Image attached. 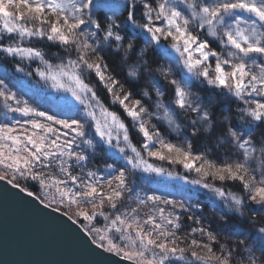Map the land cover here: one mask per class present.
I'll return each mask as SVG.
<instances>
[{"label": "snow or ice", "instance_id": "obj_1", "mask_svg": "<svg viewBox=\"0 0 264 264\" xmlns=\"http://www.w3.org/2000/svg\"><path fill=\"white\" fill-rule=\"evenodd\" d=\"M33 39L64 55L51 62ZM133 54L128 80L158 73L172 89L170 104L155 87L150 111L149 93L136 98L118 77L113 57ZM0 55L59 94L53 110H40L0 71V182L66 217L60 223L98 264L104 253L128 264H264V0H0ZM36 61L26 71L25 62ZM125 117L142 137L139 147ZM153 117L188 139H167ZM205 135L215 137L213 148L194 151L192 141ZM101 149L125 164H107L101 175L89 167ZM154 177L218 198L219 225L186 200L191 189L161 193L166 181ZM144 180L156 187L142 196L136 187ZM237 183L238 191L223 187Z\"/></svg>", "mask_w": 264, "mask_h": 264}, {"label": "trees", "instance_id": "obj_2", "mask_svg": "<svg viewBox=\"0 0 264 264\" xmlns=\"http://www.w3.org/2000/svg\"><path fill=\"white\" fill-rule=\"evenodd\" d=\"M31 46L41 48L45 52L46 58L49 59L53 63H58L59 62L58 57L64 55L63 51L60 48L51 46L50 42H46V41L42 42V41H37L33 39V41H31ZM139 47L143 48V44H140ZM145 58L150 59V60L155 58V53L151 50V48L147 50V56ZM113 60H115L118 65L117 67L118 77L122 79L123 81H125L127 86L131 87L136 98H141L143 96L144 91H147L149 93V96L143 97V100H144V103L149 107L150 111H156L154 109V101L156 100L155 87L161 88V90L164 92L163 100L165 104H170L172 100V89L167 84V82L162 77L159 76L158 73L155 75V78H154L155 81H158V84L154 83V79L152 78L151 75H146L144 73H141V76L138 82L133 83L130 80H128L127 78L128 67L129 65L137 61V55L133 54L127 61H120L119 55H115L113 57ZM16 62L18 61H16L13 58H9L5 60L3 56L0 55V71H6L8 73V77L10 80L9 87L13 91H16L18 96H20L22 99L28 100L30 104H32L35 107H38L40 110H53V105L55 104L54 102H51L48 99L41 97L39 94L31 90L28 86L22 84V82L19 80L21 75L14 68V64ZM159 63L160 65H164L165 61L163 59H160ZM152 67L156 68L157 65L153 64ZM176 70L177 69L174 67V71ZM6 82H9V81H6ZM91 82L96 85L99 93L101 94L105 102L108 103V97L106 93L104 92V90L97 83L96 77L94 75L91 77ZM113 110L120 111L118 106H113ZM3 111L4 109L2 107V103H0V120H2ZM121 115L123 116L122 112H121ZM125 119H126V122L129 124L130 135H131L132 141L137 146H140L142 143L141 135L135 129L132 128L131 121L127 120L126 117ZM152 123L156 124L157 127L163 133H165L166 138L171 140L172 142H183L184 140L188 139V137L184 136L182 132L181 133L171 132L169 134V129L165 121L157 120L155 117H153ZM192 143H193L194 151H203L205 147H208L211 149L213 148L215 144V137L207 136V135L201 136V137L194 139ZM215 151L217 155L224 154V149H215ZM157 162L161 166L171 169L173 172H179L181 175L183 173L185 174L184 169L179 165H169L167 162H161V161H157ZM107 164L117 165L118 167L122 165V163L119 160H116L115 157L109 158L105 156L103 153V150L101 149L99 153L97 154L96 158L92 161L90 167L94 170L96 169L101 170L102 167H105ZM135 175L139 176V175H144V174L136 173ZM189 176L192 178H196L195 173H190ZM137 185L138 187H136V191L139 192L140 195L142 196L145 193L151 194L152 191L155 190V187H156L155 185L150 183V181L148 180H144L142 183L140 181H137ZM177 186L178 184L176 183L161 184L160 185L161 193L162 192L175 193ZM184 187L185 189L192 190V188H189L188 186L184 185ZM223 187H225L226 189H230L231 191H238L240 186L237 183L235 185L225 184L223 185ZM178 198L185 199V197H178ZM186 200H190L192 205H197V204L201 205L203 208V213L205 217H207L208 220L212 222L213 227H217L219 225L218 217L220 214H222L220 213V209L224 207V205L221 202H218L216 198L208 197L207 194L204 193L203 191L192 190L187 193ZM184 222L186 225L191 223L190 221H187V220H185ZM185 231H187V228L185 229Z\"/></svg>", "mask_w": 264, "mask_h": 264}, {"label": "water", "instance_id": "obj_3", "mask_svg": "<svg viewBox=\"0 0 264 264\" xmlns=\"http://www.w3.org/2000/svg\"><path fill=\"white\" fill-rule=\"evenodd\" d=\"M18 191L0 182V264H98L101 258L60 223L66 217ZM104 258V264H128L110 253Z\"/></svg>", "mask_w": 264, "mask_h": 264}, {"label": "rangeland", "instance_id": "obj_4", "mask_svg": "<svg viewBox=\"0 0 264 264\" xmlns=\"http://www.w3.org/2000/svg\"><path fill=\"white\" fill-rule=\"evenodd\" d=\"M38 65H39V61L33 62L31 64H27L25 62V64H24L26 71H33ZM19 74L21 75L19 80L22 82V84L28 86L31 90H33L35 93L39 94L41 97L46 98L49 101L56 103V98L59 96V94L55 93L54 90L48 88L42 81H39L38 77H36L35 75H33L32 77H27L24 75V73H20V72H19ZM10 115L18 116V114H10ZM105 147H107V146H105ZM115 158H116V160H119L122 163V165L125 164V160H124L123 156L117 154L115 156ZM151 162L161 166L156 160H152ZM90 165H89V167H90ZM113 167H118V166L113 165ZM105 169H106V166L102 167L101 173H100L101 175L105 174L104 173ZM167 169H169V168H167ZM169 170L172 171L171 169H169ZM144 175H146V174H144ZM190 178H192V177H190ZM154 179L157 181H166V184L167 183H176V184H178V186L184 185L183 181L172 180V179L167 178V177H154ZM185 186H188L189 188H192V190H195L194 186H191V185H185ZM199 191H203L204 193L207 194L208 197H214L212 194L208 193L206 190L200 189ZM214 198H216V197H214ZM216 199L218 200V202H220L218 198H216Z\"/></svg>", "mask_w": 264, "mask_h": 264}]
</instances>
